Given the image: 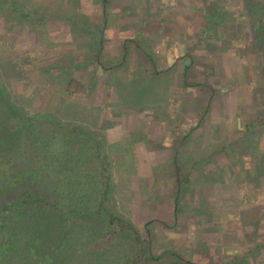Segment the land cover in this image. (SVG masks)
<instances>
[{
  "label": "rangeland",
  "instance_id": "374dc122",
  "mask_svg": "<svg viewBox=\"0 0 264 264\" xmlns=\"http://www.w3.org/2000/svg\"><path fill=\"white\" fill-rule=\"evenodd\" d=\"M196 1L109 0V20L95 25L94 21H102L98 10L104 14L102 0H28L32 5L46 4L34 14L43 15L44 19L49 17L46 24L49 37L28 33L33 37L26 34L22 38L21 35L10 46L9 42L1 40L3 34L0 33V62L4 69L18 68L14 75L20 78L23 69H31L35 62L38 66L49 58L46 52L40 54L42 56L34 54L36 49L32 46L43 48L50 40L59 48L73 45L78 60L90 62L88 67L79 70L83 84L90 79V64L102 63L104 69L98 75V90L91 94L90 100L83 96L76 98L85 108L92 106V111L79 110V113L70 107L68 112L72 118L80 116L76 119L80 125L87 128L89 124L94 133L106 138L105 153L114 169L120 172L113 175L121 194L113 206L132 218L141 232L144 224L151 222L155 254L172 248L196 263L264 264L260 253L253 256V261L248 260L249 250L264 241V221L260 222L264 202L256 196H264V193L260 192L258 183L254 184V175L251 178L254 157L260 156L252 155L245 145L249 138L255 153L264 151V132L258 129L256 134L248 132L246 137L245 127L246 122L264 113V95L257 92L261 84L262 58L259 53L248 54L242 40L232 38L226 48L217 49L215 43L211 46L204 43L197 51L195 32L202 24L196 22L193 10ZM223 2L220 5L226 8L228 17H220L217 32L224 31L228 38V25H231L230 35L236 39L241 36L240 7L234 0H229L226 6ZM148 4L152 10L157 9L155 14L166 18L164 29L158 34H147L144 27H140L143 22L140 13ZM257 13L250 10L252 24L257 21ZM158 18L161 17L158 15ZM5 24L0 15V25ZM105 29L104 36L100 32ZM46 30L39 33L44 34ZM135 37L140 42L138 46L132 41ZM125 46L127 49L123 50ZM65 51L59 50L54 55L55 60H46L43 67L53 66L60 71L59 66L67 65ZM188 53H192L198 63L189 75L190 87L182 90V70L190 64ZM96 63L93 70H101L94 68ZM121 64L119 69L112 67ZM34 75L39 74H33V78ZM27 79L24 76L20 79L22 86L28 83ZM198 83L205 87L196 86ZM33 87L28 83L22 95ZM212 90L216 91L213 97ZM209 97H212L210 110L203 122L198 123L197 114L207 105ZM58 100L51 104V109L60 108ZM61 111L63 116L68 114L66 110ZM98 114L100 119H96ZM94 120L103 122L95 127ZM224 142L232 146L231 156L227 151V156L214 154L211 159L212 145ZM225 158H230V163L232 159V163L222 165ZM173 160L179 170L175 169ZM237 160L243 162L237 163ZM187 175L190 181L180 185V213L176 215L173 198L178 183L175 177L184 180ZM254 221L260 222L257 233L251 227ZM235 255L245 258L233 261Z\"/></svg>",
  "mask_w": 264,
  "mask_h": 264
},
{
  "label": "trees",
  "instance_id": "16d2710c",
  "mask_svg": "<svg viewBox=\"0 0 264 264\" xmlns=\"http://www.w3.org/2000/svg\"><path fill=\"white\" fill-rule=\"evenodd\" d=\"M223 1L195 2L193 10L196 13V22L202 25L195 32L194 46H198L197 51L204 43H210L209 46L215 43L217 49L226 48L229 40L232 42V39H241L248 54L259 53L262 58L259 81L261 84L257 87V92L264 95V0H234V4L240 7L242 18L239 33L241 36L236 39L233 34L230 35L231 25L225 24L229 26L228 38L224 31L221 33L219 30L220 34L217 32L222 20L220 17H228L226 8L220 5ZM226 1L223 5H229V0ZM101 4L104 16L102 21H94L95 25L106 24L109 20V0H102ZM45 5H32L28 0H0V15H3L6 23L0 25V33L3 34L1 40L9 42L12 46V42L18 41L21 35L25 38L26 34L36 32L48 39L46 24L49 17L44 19L43 15L34 14L45 8ZM250 10L258 12L255 19L257 21L253 24ZM88 21L92 23L90 19ZM41 30L46 32L39 33ZM105 33L106 29L100 32L104 36ZM30 36L33 37H27ZM132 41L135 44L139 42L136 37ZM24 42L28 43L26 39ZM46 43L43 48L32 46L36 49L34 54L42 56L40 54L46 52L47 56L49 55L46 60L52 62L59 50H66L67 65L61 64L60 71L53 66L45 69V60L39 62L38 66V62H35L31 69H23L21 77L18 78L14 75L18 68L4 69L0 62V264H202L191 261L172 248L155 254L156 243L152 238L154 231L150 228L151 222L144 224L145 228L141 232L132 218L113 206L121 196L114 184L113 175H120V172L114 169L111 159L105 153L106 138L94 133L89 124L87 128L80 125V121L76 120L80 116L72 118L68 112L70 107L82 113L92 111V106L85 108L76 98L83 96L90 100L91 94L100 86L98 75L100 76L104 65L91 63L90 79L83 84L79 70L83 66L88 67L90 62L78 60L73 52V45L59 48L58 44L50 40ZM122 49L126 50L127 46ZM187 57L190 64L185 65L182 70V90L190 87L188 78L192 67L198 63L192 53H188ZM95 63L94 68L99 67L101 70H93ZM151 65L154 66L153 62ZM122 66L123 64L112 67L119 69ZM34 72L39 74L34 75L35 78L32 77ZM23 76L34 86L25 95H22V92L26 91L28 83L21 85L20 79ZM196 86L205 87L199 83ZM212 91L213 97L216 91ZM212 97H209L207 105L197 114L198 123L203 122L206 112L210 110ZM56 99H59L57 103L61 105L53 110L51 104ZM259 103H262V98ZM63 105L67 107L61 108ZM61 110H66L68 114L63 116ZM259 115L258 119L245 123L246 137L248 132L253 135L258 129L264 132V113ZM96 119H100V114ZM92 122L95 127H99V123L103 121ZM248 139L245 141L247 150H250L252 155L260 156L254 157V172L251 178L254 175L252 179L255 183L252 182L258 183L260 192L264 193V151L255 153ZM227 141L228 139L225 142ZM225 142L217 146L212 145L211 159L214 154L219 157L221 154L227 156V151L230 155L232 146L226 145ZM235 153L236 151L234 156ZM229 159H223L225 162L222 165L231 164L232 159L231 163ZM239 161L243 162L237 160V163ZM174 164L175 169L179 170L177 162ZM186 177L184 180L175 177L178 183L173 198L176 215L180 213V185L184 181H190L189 175ZM256 196L264 202V196ZM122 198L125 199L123 195ZM261 215L260 222L263 224L264 207ZM260 222L252 223L251 227L256 230L255 233L260 229ZM259 253L264 256V241L257 244L254 250H249L248 260L253 261V256ZM243 257L235 255L233 261L235 259L240 262Z\"/></svg>",
  "mask_w": 264,
  "mask_h": 264
},
{
  "label": "crops",
  "instance_id": "0c3cea01",
  "mask_svg": "<svg viewBox=\"0 0 264 264\" xmlns=\"http://www.w3.org/2000/svg\"><path fill=\"white\" fill-rule=\"evenodd\" d=\"M146 2H149V0H145ZM151 1V0H150ZM151 4L153 5V3L151 2ZM95 6V4H94ZM156 6V5H154ZM99 7V5L97 6ZM99 16H103L101 14V10L99 9ZM157 12V9L154 11L152 10L151 8V5L148 4V8L146 9H143V12H141L140 14L142 15V18H143V22H142V26L141 29H143L144 27V31L147 32V34H158V32L160 31H163V27H164V19L165 16H161L160 14H155ZM154 14V15H153ZM158 15L161 17V18H158ZM133 19H137V18H132ZM94 21V20H93ZM100 20L96 21V22H99ZM131 22V21H130ZM138 30H140V28H138ZM107 31V29H106ZM137 32H140V31H137Z\"/></svg>",
  "mask_w": 264,
  "mask_h": 264
}]
</instances>
